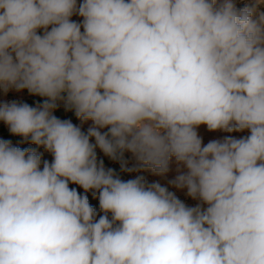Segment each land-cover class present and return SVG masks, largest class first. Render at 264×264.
I'll list each match as a JSON object with an SVG mask.
<instances>
[{
    "label": "clouds",
    "instance_id": "clouds-1",
    "mask_svg": "<svg viewBox=\"0 0 264 264\" xmlns=\"http://www.w3.org/2000/svg\"><path fill=\"white\" fill-rule=\"evenodd\" d=\"M261 4L0 0V264H264Z\"/></svg>",
    "mask_w": 264,
    "mask_h": 264
},
{
    "label": "rangeland",
    "instance_id": "rangeland-1",
    "mask_svg": "<svg viewBox=\"0 0 264 264\" xmlns=\"http://www.w3.org/2000/svg\"><path fill=\"white\" fill-rule=\"evenodd\" d=\"M251 2H252V0H237V7H243L244 4L251 3ZM259 13H264V4L259 5L258 10H257V14H259ZM198 133L203 137L205 143H207L209 140L221 139V138H223L225 136L224 134H220L221 132H219V131L218 132H209L207 130L206 126H203V125L200 126V128L198 129ZM248 134L249 133L246 131L245 134H243V133H235V134H232V135L236 136L238 138L240 136H244V135H248ZM42 159H48L49 161L51 160L50 156L47 155L46 153L43 154ZM127 159L129 160V162L132 163V165L135 163V161L132 158L130 153H127ZM120 175H121V173H120ZM135 175H143V176H145L146 180L149 183H151V182H159L163 186L168 187L170 191L174 190V187H172V186H170L168 184V181L171 180V177H169L170 179H168L167 178L168 177L167 174H166L167 177H166V175L161 177V176H157V175L152 174L150 171H147V172L132 173V174H127L126 173L125 177H123V176H121V177H122V179L126 180V179L134 178ZM177 196L182 201H184L188 206H195L198 203V201L192 200L190 197H187L186 194H185V191H183V190L179 191V193H177ZM89 199H90V202L93 204V206L97 207V209H98V199L93 198L91 194H89Z\"/></svg>",
    "mask_w": 264,
    "mask_h": 264
},
{
    "label": "crops",
    "instance_id": "crops-1",
    "mask_svg": "<svg viewBox=\"0 0 264 264\" xmlns=\"http://www.w3.org/2000/svg\"><path fill=\"white\" fill-rule=\"evenodd\" d=\"M78 3H79V0H78ZM73 19L76 20L77 22H80L82 20V18L79 16H73ZM42 31L43 30H40L41 34H42ZM0 99H16V100H19L22 102L29 103L32 106H35V104L37 102H42V98L37 97V96H30V95H28L26 90L23 92H20V93L10 92L7 97H4L2 94H0ZM55 115H57L61 119H71L74 124L78 123L80 125V121L75 117L74 113L73 112H65L62 104L58 108V110L55 112ZM90 123H91L90 121L85 122L82 126V130H86L87 127L90 125ZM220 134L232 135L235 133L229 134V133L221 132ZM0 138L10 139L13 141H20V139H21V137L11 135L7 131V128L5 127V125H3L2 122H0ZM24 147L25 146H22L21 148H24ZM41 152H43V151H41ZM44 153H46V152H44ZM46 154L49 155L51 158V155L49 153H46ZM101 159L104 160L106 167H109L111 164H113L114 165L113 168L116 169V171L119 173L120 165L118 162L111 161L107 157H104V156Z\"/></svg>",
    "mask_w": 264,
    "mask_h": 264
},
{
    "label": "built area",
    "instance_id": "built-area-1",
    "mask_svg": "<svg viewBox=\"0 0 264 264\" xmlns=\"http://www.w3.org/2000/svg\"><path fill=\"white\" fill-rule=\"evenodd\" d=\"M77 125H79V124L77 123ZM5 127H6V126H5ZM6 128H7V127H6ZM21 141H22V138L20 139V141H13V140H12V142H13V144H14L15 146H19V147H22V146H25V147L33 146V145L28 144L27 142L21 143ZM33 147H34V146H33ZM40 150L43 151V149H40ZM98 157H99V158H102V157H103V154L100 153L99 150H98ZM125 159L128 161V166L131 167V166H132V163L129 162V160L127 159V153H125ZM109 167H112V168H113L114 165L111 164ZM121 176L125 177V176H126V173H121Z\"/></svg>",
    "mask_w": 264,
    "mask_h": 264
},
{
    "label": "bare ground",
    "instance_id": "bare-ground-1",
    "mask_svg": "<svg viewBox=\"0 0 264 264\" xmlns=\"http://www.w3.org/2000/svg\"><path fill=\"white\" fill-rule=\"evenodd\" d=\"M246 133V131L245 132H243V134H245ZM176 168H177V164H176V162H175V160L173 159V161L171 162V165H170V171H169V173H167V175H168V177H167V175H166V177L168 178V179H170L169 177H171V179H173L174 177H175V175L177 174V172H176ZM145 172H147V171H145ZM149 173V172H148ZM175 193H176V195H177V193H179V191H181V190H175V188H174V190H173Z\"/></svg>",
    "mask_w": 264,
    "mask_h": 264
}]
</instances>
